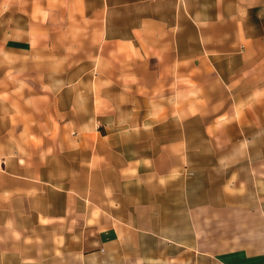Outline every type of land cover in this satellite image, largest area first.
<instances>
[{
  "label": "crops",
  "instance_id": "obj_1",
  "mask_svg": "<svg viewBox=\"0 0 264 264\" xmlns=\"http://www.w3.org/2000/svg\"><path fill=\"white\" fill-rule=\"evenodd\" d=\"M0 62V255L264 264V0H0Z\"/></svg>",
  "mask_w": 264,
  "mask_h": 264
},
{
  "label": "rangeland",
  "instance_id": "obj_2",
  "mask_svg": "<svg viewBox=\"0 0 264 264\" xmlns=\"http://www.w3.org/2000/svg\"><path fill=\"white\" fill-rule=\"evenodd\" d=\"M73 55L76 58H78V61H74L75 63H78V65L76 67H74V69H72V70L64 69V68L63 69H59L58 68L56 70L57 71L56 74H57L58 79L60 77H64V76H67L70 79L72 77V78H74V80L78 79L79 77H82L84 79L82 81V85L79 84L78 86H74V88L75 87L77 88V91L82 90V88H86L85 90H87L89 86L95 88V86L91 85L92 84V80L91 79L96 78L97 70L96 69L93 70V68L89 69L88 71L86 70V67L83 66V65H86V63L85 64H81V62H82L81 60H83V59H80V57L83 55L82 53H74ZM1 71L2 70H1V62H0V76L2 75ZM45 71H48V70L46 69ZM26 75H28V74H26ZM88 79L91 80L90 85H87ZM0 88H1V85H0ZM57 89H58V91H60V90L64 91L65 88H64V86L58 84L57 85ZM141 103L142 102H138V108H142L143 105ZM127 107H128V105H127ZM120 120L117 123H121V124L125 123L128 120V117H125V118L122 117ZM137 120H138V123H139L140 118L138 117ZM167 122H168V124L173 125V124L176 123V119L174 117L173 118L169 117L165 123H167ZM43 247L47 250L48 249V244L45 243L43 245ZM74 263H75L74 260H72L70 257L67 260H64L62 262H54V261L52 262V260H49V259H47L46 261L43 262V264H74ZM0 264H18V260L16 259L15 256L11 255L10 253L9 254H2V255H0ZM25 264H33V263L30 262V261H26Z\"/></svg>",
  "mask_w": 264,
  "mask_h": 264
}]
</instances>
